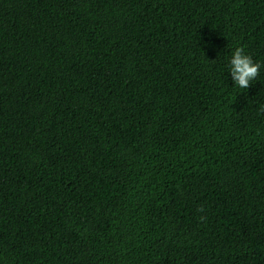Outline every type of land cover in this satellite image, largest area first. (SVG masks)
<instances>
[{
	"label": "trees",
	"instance_id": "trees-1",
	"mask_svg": "<svg viewBox=\"0 0 264 264\" xmlns=\"http://www.w3.org/2000/svg\"><path fill=\"white\" fill-rule=\"evenodd\" d=\"M0 264H264V0H0Z\"/></svg>",
	"mask_w": 264,
	"mask_h": 264
},
{
	"label": "clouds",
	"instance_id": "clouds-1",
	"mask_svg": "<svg viewBox=\"0 0 264 264\" xmlns=\"http://www.w3.org/2000/svg\"><path fill=\"white\" fill-rule=\"evenodd\" d=\"M262 65L246 54L243 48H235L228 57L227 70L232 87L248 89L251 81L259 74Z\"/></svg>",
	"mask_w": 264,
	"mask_h": 264
}]
</instances>
